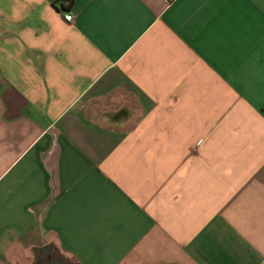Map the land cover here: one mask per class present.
<instances>
[{
  "label": "crops",
  "instance_id": "obj_1",
  "mask_svg": "<svg viewBox=\"0 0 264 264\" xmlns=\"http://www.w3.org/2000/svg\"><path fill=\"white\" fill-rule=\"evenodd\" d=\"M15 254L264 264V0H0Z\"/></svg>",
  "mask_w": 264,
  "mask_h": 264
},
{
  "label": "water",
  "instance_id": "obj_2",
  "mask_svg": "<svg viewBox=\"0 0 264 264\" xmlns=\"http://www.w3.org/2000/svg\"><path fill=\"white\" fill-rule=\"evenodd\" d=\"M46 264H65V263H63V262L60 261V260L53 259V260L49 261V262L46 263Z\"/></svg>",
  "mask_w": 264,
  "mask_h": 264
},
{
  "label": "rangeland",
  "instance_id": "obj_3",
  "mask_svg": "<svg viewBox=\"0 0 264 264\" xmlns=\"http://www.w3.org/2000/svg\"><path fill=\"white\" fill-rule=\"evenodd\" d=\"M15 257L19 258V260H21L22 263L24 262L23 264H29V262H26V261L23 260V257H21V255L15 254ZM4 263L7 264L6 262H4ZM70 264H72V263H70Z\"/></svg>",
  "mask_w": 264,
  "mask_h": 264
},
{
  "label": "built area",
  "instance_id": "obj_4",
  "mask_svg": "<svg viewBox=\"0 0 264 264\" xmlns=\"http://www.w3.org/2000/svg\"><path fill=\"white\" fill-rule=\"evenodd\" d=\"M67 19H68V20H71V16L67 15Z\"/></svg>",
  "mask_w": 264,
  "mask_h": 264
},
{
  "label": "flooded vegetation",
  "instance_id": "obj_5",
  "mask_svg": "<svg viewBox=\"0 0 264 264\" xmlns=\"http://www.w3.org/2000/svg\"><path fill=\"white\" fill-rule=\"evenodd\" d=\"M49 257H52V256H49Z\"/></svg>",
  "mask_w": 264,
  "mask_h": 264
},
{
  "label": "trees",
  "instance_id": "obj_6",
  "mask_svg": "<svg viewBox=\"0 0 264 264\" xmlns=\"http://www.w3.org/2000/svg\"><path fill=\"white\" fill-rule=\"evenodd\" d=\"M63 262V261H62ZM64 263V262H63Z\"/></svg>",
  "mask_w": 264,
  "mask_h": 264
}]
</instances>
